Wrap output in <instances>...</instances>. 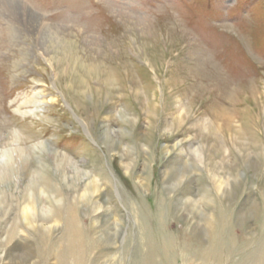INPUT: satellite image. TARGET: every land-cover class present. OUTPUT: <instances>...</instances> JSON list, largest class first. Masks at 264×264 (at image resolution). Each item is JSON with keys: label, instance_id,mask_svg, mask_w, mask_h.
Here are the masks:
<instances>
[{"label": "rangeland", "instance_id": "rangeland-1", "mask_svg": "<svg viewBox=\"0 0 264 264\" xmlns=\"http://www.w3.org/2000/svg\"><path fill=\"white\" fill-rule=\"evenodd\" d=\"M21 2L52 39L0 4V264H264V0Z\"/></svg>", "mask_w": 264, "mask_h": 264}, {"label": "bare ground", "instance_id": "bare-ground-1", "mask_svg": "<svg viewBox=\"0 0 264 264\" xmlns=\"http://www.w3.org/2000/svg\"><path fill=\"white\" fill-rule=\"evenodd\" d=\"M0 4H1V8L3 9L2 10L3 11L2 12L3 17L5 18V20L9 24L10 23L12 24V27H14L13 28L14 33H17V34L21 33L22 34L23 32H31L32 34L36 35V38H37L38 42L40 43L41 47L44 46V43L48 42L47 40L49 38L52 39V37H51L52 36V30H50L49 27H47V25L45 26L40 21V19H38L37 16L34 15V13L30 12V10L28 9V6L25 3H22L21 0H4V1L1 0ZM14 24L20 25L21 28L18 29V27L16 25H14ZM59 40H61V39H59ZM47 54H49V53H47ZM88 70H89V68H87V66H85V64H84V65L81 66L80 74L84 75V74H86V72ZM107 82H110L109 78H108ZM224 91L225 90H222L220 92H224ZM78 94H79V92H78ZM81 94H82V92H80L79 95L81 96ZM224 94L225 93H223V95ZM135 95H137V93ZM227 95L228 94H225V96H227ZM227 97H229V96H227ZM229 98H231V95H230ZM225 101L228 102V101H231V100H227L226 99ZM229 144L233 145V147H236L237 149H239L240 147L243 148L245 146L243 135L242 134H239V135L235 134L233 136H230L229 137ZM75 249L77 251H80V246H75Z\"/></svg>", "mask_w": 264, "mask_h": 264}]
</instances>
